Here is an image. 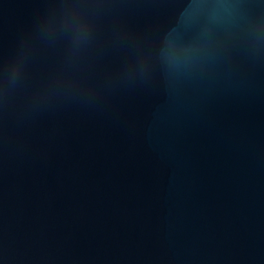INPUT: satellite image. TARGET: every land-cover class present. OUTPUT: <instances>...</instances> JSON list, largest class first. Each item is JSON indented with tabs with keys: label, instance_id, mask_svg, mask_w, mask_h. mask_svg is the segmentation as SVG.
<instances>
[{
	"label": "water",
	"instance_id": "water-1",
	"mask_svg": "<svg viewBox=\"0 0 264 264\" xmlns=\"http://www.w3.org/2000/svg\"><path fill=\"white\" fill-rule=\"evenodd\" d=\"M0 264H264V0H0Z\"/></svg>",
	"mask_w": 264,
	"mask_h": 264
}]
</instances>
